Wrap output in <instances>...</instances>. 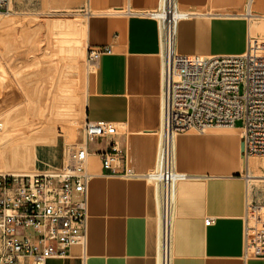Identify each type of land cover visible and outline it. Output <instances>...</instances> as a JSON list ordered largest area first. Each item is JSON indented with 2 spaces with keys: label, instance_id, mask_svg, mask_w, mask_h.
Masks as SVG:
<instances>
[{
  "label": "crops",
  "instance_id": "1",
  "mask_svg": "<svg viewBox=\"0 0 264 264\" xmlns=\"http://www.w3.org/2000/svg\"><path fill=\"white\" fill-rule=\"evenodd\" d=\"M176 1L199 14L179 24L178 54L246 51L249 38L244 50L235 19L247 18L250 0ZM47 2L57 9H8L0 18V176L58 173L66 142L81 139L86 120L122 123L128 166L138 178L107 176L92 157L84 250L71 247L67 258L46 264H158L155 190L143 179L156 166L162 124L157 24L143 15L158 0H86L73 13L63 8L69 0ZM250 3L264 19V0ZM104 46L112 53L85 78L87 50ZM241 145L236 126L177 135L174 168L186 179L175 186L169 264H264L245 257L246 206L264 198L253 190L263 184L248 189ZM261 164L251 158L248 172Z\"/></svg>",
  "mask_w": 264,
  "mask_h": 264
},
{
  "label": "built area",
  "instance_id": "2",
  "mask_svg": "<svg viewBox=\"0 0 264 264\" xmlns=\"http://www.w3.org/2000/svg\"><path fill=\"white\" fill-rule=\"evenodd\" d=\"M8 6L9 0H0V14ZM143 15L157 24L163 129L156 166L146 177L160 188L166 212L175 185L186 178L174 168L173 135L203 134L240 123L243 169L251 158L264 159V40L249 39L240 55H180L177 30L186 15L177 1L158 0L156 9ZM111 53L110 46L89 48L86 63L95 69L99 58ZM124 136L122 123L86 120L81 139L65 144L60 172L0 176V264H46L67 258L71 247L85 246L89 186L96 177L90 159L97 158L107 176L138 177L128 166ZM98 143L103 149L90 151ZM243 236L245 257L264 258V200L247 203ZM166 247L161 264H169Z\"/></svg>",
  "mask_w": 264,
  "mask_h": 264
},
{
  "label": "bare ground",
  "instance_id": "3",
  "mask_svg": "<svg viewBox=\"0 0 264 264\" xmlns=\"http://www.w3.org/2000/svg\"><path fill=\"white\" fill-rule=\"evenodd\" d=\"M251 1V0H250ZM249 1L248 4V12L247 14V20L249 21L248 26H247V39L249 38L250 40H264V19L253 14L252 10H251V3ZM183 12V11H182ZM186 15V19H190L191 17L194 16H198L199 14H195L192 12H184ZM158 136H159V142L162 143V138H163V129L161 127V129L158 131ZM177 135H173V142H172V147H173V158H175V139H176ZM157 158V157H156ZM257 158V157H256ZM260 160H262L261 166L259 167V172H253L252 171V167L249 166V172H248V168L246 166V176H247V185H248V189H250V186H252L253 184H260V183H264V159L263 158H259ZM159 163H160V159H159ZM159 169V167H158ZM2 177H6V176H2ZM138 178V177H137ZM144 180L150 182L152 184V186L154 187L155 190V198H156V204H157V210H158V264H161L162 259H163V255H162V251L164 246H167V258L169 256L168 254V248H169V230H170V226L172 223V215H173V203H174V197L172 198L170 204L168 205L166 212H164L162 210V205L160 203V198H159V191L160 188L158 189L155 184L153 183V181L149 178H147L146 176L143 177ZM186 179V178H185ZM125 180H129V179H125ZM176 186V185H175ZM174 192H175V188H174ZM167 237L166 239V244L164 241V238ZM163 246V247H162ZM84 250V247H81Z\"/></svg>",
  "mask_w": 264,
  "mask_h": 264
},
{
  "label": "rangeland",
  "instance_id": "4",
  "mask_svg": "<svg viewBox=\"0 0 264 264\" xmlns=\"http://www.w3.org/2000/svg\"><path fill=\"white\" fill-rule=\"evenodd\" d=\"M48 0H9V13H13V11H18V12H24V13H37V12H41L43 11L42 9H48V10H56V6H47V2ZM70 2L64 6L63 8L66 10V13H73V12H79L80 10H82L83 6L86 4V0H69ZM257 3V0H256ZM44 4V5H43ZM181 11L186 12L185 10H183L181 7L179 8ZM252 13L255 14L254 12L258 11V7L257 6H252L251 7ZM241 14H245V10L241 12ZM4 16H6L5 11L2 12V14H0V18H3ZM235 22L239 23L241 25L239 31L241 32L239 35L242 36L243 38V46H244V50L246 48V41H247V37H246V30H247V25L249 23V21L247 20V18H243V19H235ZM258 41H262L261 39ZM83 73L84 76L86 78V76L88 74L91 73L89 65L86 63V57L84 60V64H83ZM236 127H240V123H236ZM187 133H192V134H198L195 131H190ZM67 143H71V142H66ZM90 151H94L96 150V145L95 144H91L89 146ZM256 164H259V162H256ZM147 184H149L152 188V184L148 181H146ZM263 184V185H262ZM260 185H262V187L260 189H255L256 187L253 188V190L259 191V194H261L262 198H264V183H260ZM250 196V195H249ZM251 200V198H249ZM250 202V201H249ZM80 247V246H77Z\"/></svg>",
  "mask_w": 264,
  "mask_h": 264
},
{
  "label": "water",
  "instance_id": "5",
  "mask_svg": "<svg viewBox=\"0 0 264 264\" xmlns=\"http://www.w3.org/2000/svg\"><path fill=\"white\" fill-rule=\"evenodd\" d=\"M243 146L241 145V152H242Z\"/></svg>",
  "mask_w": 264,
  "mask_h": 264
}]
</instances>
